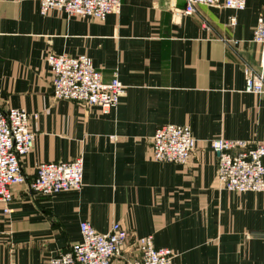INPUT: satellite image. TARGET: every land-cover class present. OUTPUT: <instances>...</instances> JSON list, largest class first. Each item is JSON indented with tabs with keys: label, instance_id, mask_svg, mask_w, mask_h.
I'll return each mask as SVG.
<instances>
[{
	"label": "crops",
	"instance_id": "1",
	"mask_svg": "<svg viewBox=\"0 0 264 264\" xmlns=\"http://www.w3.org/2000/svg\"><path fill=\"white\" fill-rule=\"evenodd\" d=\"M184 7L123 0L100 21L42 15L39 0H0V109L37 114L35 146L23 158L28 182L41 161L84 156L80 190L42 196L20 184L10 213L0 202V264H48L81 240L82 221L101 233L115 222L127 229L111 264H129L147 235L176 253L173 264H264V191L225 189L210 145L264 143V94L245 92V64L259 66L252 38L264 0L238 12L199 5L175 18ZM49 53L85 54L106 81L118 74L127 86L118 106L55 100ZM165 124L191 128L197 146L187 164L153 159L151 138Z\"/></svg>",
	"mask_w": 264,
	"mask_h": 264
},
{
	"label": "built area",
	"instance_id": "2",
	"mask_svg": "<svg viewBox=\"0 0 264 264\" xmlns=\"http://www.w3.org/2000/svg\"><path fill=\"white\" fill-rule=\"evenodd\" d=\"M185 7L174 8V16L192 15L199 5L227 8L235 12L246 8L247 0H184ZM123 0H39L40 13L60 10L68 18H91L104 21L110 14H119ZM232 25L236 17L230 18ZM206 24V22L204 23ZM253 42L260 46L258 68L245 64V92L264 94V11L259 15ZM46 62L53 72V98L70 100L87 106L116 108L127 86L115 74L106 81L92 59L81 54L49 53ZM31 114L24 108L0 109V202L4 213H10L16 185L28 184L36 194L51 196L59 192L80 190L84 185V156L67 161H41L34 178L28 182L23 158L35 146L36 134ZM212 150L218 155L217 176L229 191H264V143L245 139L213 138ZM197 146L191 128L182 124L160 126L151 138L153 159L159 162L187 164ZM81 240L68 250L52 255L48 264H111L129 242V232L120 223L101 233L89 221L80 224ZM139 257L130 264H173L176 253L168 247H157L152 235L137 239Z\"/></svg>",
	"mask_w": 264,
	"mask_h": 264
},
{
	"label": "rangeland",
	"instance_id": "3",
	"mask_svg": "<svg viewBox=\"0 0 264 264\" xmlns=\"http://www.w3.org/2000/svg\"><path fill=\"white\" fill-rule=\"evenodd\" d=\"M138 257H139V253H137L134 257H131L130 260H129V264H130V262H132L133 260H135Z\"/></svg>",
	"mask_w": 264,
	"mask_h": 264
}]
</instances>
